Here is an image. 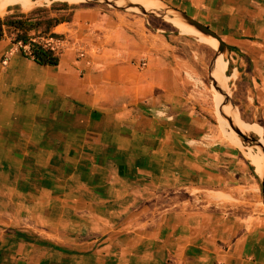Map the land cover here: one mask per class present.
I'll return each instance as SVG.
<instances>
[{"label":"crops","instance_id":"obj_1","mask_svg":"<svg viewBox=\"0 0 264 264\" xmlns=\"http://www.w3.org/2000/svg\"><path fill=\"white\" fill-rule=\"evenodd\" d=\"M153 1L238 53L264 119V0ZM71 13L55 67L0 40V264H264V216L180 202L252 184L185 110L177 49L135 16Z\"/></svg>","mask_w":264,"mask_h":264},{"label":"rangeland","instance_id":"obj_2","mask_svg":"<svg viewBox=\"0 0 264 264\" xmlns=\"http://www.w3.org/2000/svg\"><path fill=\"white\" fill-rule=\"evenodd\" d=\"M85 5L98 7L99 9L107 12H117L121 15H130L143 19L146 22V24L145 22L144 24L149 33L162 36L165 47L176 48L177 54H179L180 78L182 87L184 88L183 91L186 100L185 110L188 111L192 117L201 121L202 129H204L203 132L205 133L204 140L207 144L210 146L217 144L231 147L229 145L230 143H227L229 142L228 138L223 135L220 125L216 119L213 104V88L209 83L208 70L216 53V49L212 50L207 44L199 43L194 36L179 34V32H177V30L168 22V17H170V14H173V12L165 7H163L162 12L158 13V17H154L151 15L143 16L137 11L113 9L103 4L97 5L87 3ZM50 7L51 5L48 7H37L35 9H49ZM76 7H80V5H67V7L63 8L59 6V3H55V9L45 16L64 19L69 18V20H71V10ZM28 13L21 12L18 7H11L8 8L4 16H15ZM5 35L11 38L10 34L6 33ZM41 36L43 37V35ZM36 41H42L41 37L37 38ZM43 41L56 53L57 46L61 43L62 38L58 36L56 39H44ZM223 55L227 59L225 62L227 64L226 75L228 76L235 71V68L239 67V64L237 63L239 55L234 49L231 51L226 50ZM236 77L228 84L227 90L229 91V100L235 106L238 111L239 118L243 122L253 124L252 126L256 129L258 128L257 130L261 134V138L264 143V119L257 116L258 110L256 109L259 105L250 100L251 91L246 88V80H243V76L240 75L241 78L239 77V79ZM253 114L255 117H252ZM249 135H251L255 140L260 139L253 134ZM243 146L254 152L258 151L256 148L249 147L247 145ZM238 153L247 166L248 176L252 184L251 188L243 196V199H233L227 192H216V194L214 192L206 193L193 191L191 192V195L180 193V202L186 203V206H205L213 204L219 207L226 214H232L233 216L237 215L242 217L244 220L249 221V223L255 222L256 218L263 217L264 198L262 196L260 178L255 175L254 168L249 164V160L246 156L240 151H238ZM194 198L196 201H192Z\"/></svg>","mask_w":264,"mask_h":264},{"label":"bare ground","instance_id":"obj_3","mask_svg":"<svg viewBox=\"0 0 264 264\" xmlns=\"http://www.w3.org/2000/svg\"><path fill=\"white\" fill-rule=\"evenodd\" d=\"M108 1L116 2L117 4L128 2L133 5L139 6L146 12H152L161 9V5L153 0H108ZM83 2L84 0H0V17L4 16L8 8L11 7H18L21 12L28 13L37 7H48L55 3H65L67 5H81ZM131 9L134 10L135 8H131ZM168 22L177 30V32H179V34L186 36H194L196 37L199 43L207 44L212 50H215L217 48V42L214 39L204 36L199 32L195 31L192 27L183 23V21L179 17L172 16L171 18L168 19ZM225 60L227 59L224 55H219L215 59V63H214L215 68L211 72L210 77L212 78L214 83H216V86L225 95L228 96L229 94V91L227 90L228 84L234 80L233 78L237 76V72L233 71L230 75L227 76L226 75L227 64ZM213 94H214L213 95L214 111H215L216 119L223 132V135L228 138L229 143L233 147H235L238 151H240L243 155L246 156V158L249 160V164L254 168L255 175L257 177H261L262 175H264V155L260 151L254 152L249 148H245L243 144L240 142V140L237 138V136L233 133V131H231L227 122L221 117L219 112L222 113L225 117L229 118L232 121L233 125L236 128H238L241 131V133L253 134L258 138H260L258 140H260V142L264 147L261 134L257 130L258 128L256 129L254 126H252L253 124H248L243 122L239 118V114L236 108H232L229 105L226 106H223V104L221 105L222 96H220L214 90H213Z\"/></svg>","mask_w":264,"mask_h":264},{"label":"trees","instance_id":"obj_4","mask_svg":"<svg viewBox=\"0 0 264 264\" xmlns=\"http://www.w3.org/2000/svg\"><path fill=\"white\" fill-rule=\"evenodd\" d=\"M59 6L67 7L65 3H59ZM54 9L55 4H52L49 9L38 8L28 14L0 17V40L8 33L11 36V42L18 45V51L22 57L41 67L57 66L58 56L43 40L58 38L52 30L70 20L45 16ZM40 37L42 41H36Z\"/></svg>","mask_w":264,"mask_h":264},{"label":"water","instance_id":"obj_5","mask_svg":"<svg viewBox=\"0 0 264 264\" xmlns=\"http://www.w3.org/2000/svg\"><path fill=\"white\" fill-rule=\"evenodd\" d=\"M87 3H93V4H103L106 5L108 7H111L113 9H123V10H131V11H137L139 12L141 15L143 16H147V15H151L154 17H158V13L162 12L163 7L161 6V9L157 10V11H152V12H146L144 11L142 8H140L137 5H133L131 3L125 2V3H120L117 4L116 2H112V1H108V0H84V2L82 4H87ZM131 8H135L134 10ZM166 9L170 10L171 12H173V14H170L171 18L172 16H177L179 17L183 23H185L186 25L192 27L195 31L199 32L200 34L210 37L212 39H214L217 42V48H216V53L214 55L213 60L211 61V65L210 68L208 70V74H209V83L212 86L213 90L218 93L220 96H222V102L221 105L223 104V106L229 105L232 108H235V106L230 102L229 97L227 95H225L217 86L216 83H214V81L212 80V78L210 77L211 72L214 70L215 66V59L219 56V55H223L224 52L226 50L231 51L232 49L230 47H228L227 45H225V43H223V41L221 40V38L212 30H210L208 27L202 25L201 23L191 19L190 17L186 16L185 14L176 11L174 9L165 7ZM219 114L221 115V117L227 122L229 128L231 129V131H233V133L238 137V139L240 140V142L243 145H247L249 147H253L258 149V151H260L263 155H264V147L262 145V143L260 142V140H255L251 135L249 134H243L241 133V131L236 128L232 121L225 117L222 113L219 112ZM260 178V186H261V191H262V196L264 198V175H262Z\"/></svg>","mask_w":264,"mask_h":264}]
</instances>
